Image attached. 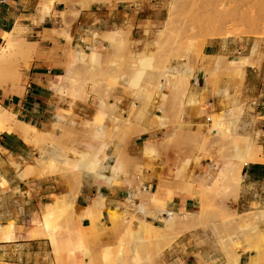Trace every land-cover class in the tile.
Returning <instances> with one entry per match:
<instances>
[{
  "label": "rangeland",
  "instance_id": "1",
  "mask_svg": "<svg viewBox=\"0 0 264 264\" xmlns=\"http://www.w3.org/2000/svg\"><path fill=\"white\" fill-rule=\"evenodd\" d=\"M53 1H40L44 14ZM60 1L70 7L91 4V9L130 4L136 18L144 20L135 26L89 30L83 47L69 44L67 25L54 31L60 39L54 44L63 57L57 65L63 71L56 77L53 122L46 130L38 128L41 132L29 141L15 134L36 150L22 176H57L66 195H52L46 200L51 202L41 204L23 223L6 222L15 225L18 235L36 227L55 240L53 246L48 238L35 239L44 242L35 264H167L165 252L189 229L217 244L224 264H239V251L243 264H264V203L240 205L241 167L264 158V128L252 126V118L243 119L240 92V64L264 72L263 3L250 0L239 7L215 6L211 0ZM233 5L243 6L237 11L241 20ZM230 10L237 17L219 24ZM212 42L224 62L203 56V46ZM28 58L29 51L16 43L1 63L0 77L17 81ZM230 65L237 66V72L229 71ZM173 66L182 75L173 73L176 81L163 76ZM141 132L151 145L142 148L145 163H131V179L145 169H158L157 180L150 186L141 179L125 180L130 192L123 206L107 209L96 223L102 208L99 196L80 211L73 202L85 176L79 168L97 169L95 181L111 168L127 174V159L117 155L113 162L108 151L114 154L118 147L133 144ZM49 153L54 156L44 165L41 157ZM16 164L15 170L20 167ZM176 189L191 190L192 209L169 208ZM24 194L30 197L29 191ZM154 212L161 213L156 221L148 218H155ZM82 217L89 219L88 227L80 226ZM0 264L20 262L3 259Z\"/></svg>",
  "mask_w": 264,
  "mask_h": 264
},
{
  "label": "crops",
  "instance_id": "2",
  "mask_svg": "<svg viewBox=\"0 0 264 264\" xmlns=\"http://www.w3.org/2000/svg\"><path fill=\"white\" fill-rule=\"evenodd\" d=\"M40 1L0 0V47L6 44L4 36L12 34L18 45L29 51L27 66L22 68L17 81L7 82L0 77V107L13 114L15 120L46 130L53 122L55 115L56 77L63 71L57 65L63 57L61 49L56 48L54 44L60 41L54 31L67 25L70 34L69 44L83 47V36L89 37V30L106 31L110 26H135L144 18H136L137 11L130 4L116 3L113 7L91 9V4L87 6L88 8L75 5L70 7L65 6L60 0L53 1L50 12L44 14ZM215 47L213 42L205 44L202 48L203 56L208 58L216 56L213 49ZM243 71L240 87L241 102L245 109L243 119L248 122L252 118V126L262 130L264 128V72L250 65H245ZM147 136L141 132L134 137L133 144L123 148L118 147L114 154L112 149L108 151L111 153L110 160L113 162L117 155L127 159L129 163L126 168L127 174L117 173L108 184L97 182L91 176L83 177L73 199L79 211L99 196L103 201L100 218L96 222L98 223L107 209H118L125 203L130 192L124 185L125 180L141 179L144 180L145 186L156 182L155 175L158 169H155L153 173L150 169H145L142 175H136L131 179V163L136 161L145 163L142 148L146 144L151 145ZM138 147L140 149H137ZM35 153L33 145L25 142L17 134L0 131L1 225H5L8 220L23 223L39 210L41 204L51 202L46 200L52 195H66V188L60 186L57 176L20 177L18 175L20 170L33 164L30 162L35 157ZM261 155L264 157V153ZM16 163L20 164L17 170L14 169ZM161 174H165V170ZM240 175V199L243 201L240 205L249 206L252 202L264 203V158L262 161L243 164ZM113 181L121 182V184H112ZM25 190L30 192V197L24 194ZM193 205L194 198L191 190L176 189L172 192L169 208L190 210ZM158 214L161 216V213L154 212L155 218L147 217L156 221ZM79 224L81 227H88L89 219L82 217ZM198 231L189 229L177 237L164 254L167 264H224L225 258L219 246L203 235H197ZM43 243L35 239L23 238L21 235L12 241L1 240L0 260L13 259L20 264L38 263ZM242 254L238 252L239 264H243Z\"/></svg>",
  "mask_w": 264,
  "mask_h": 264
},
{
  "label": "bare ground",
  "instance_id": "3",
  "mask_svg": "<svg viewBox=\"0 0 264 264\" xmlns=\"http://www.w3.org/2000/svg\"><path fill=\"white\" fill-rule=\"evenodd\" d=\"M202 1V0H201ZM250 0H211V4L212 5H220V6H222L223 5V3H226L225 5H227V4H230L231 3V6H232V3H234L235 4V6H239V4L240 5H243V3L245 4L246 2H248V3H250L249 2ZM259 3V4H261V3H263V5H264V0H253L252 2H255V3H257V2ZM209 2V1H208ZM200 3V2H199ZM202 3V2H201ZM242 3V4H241ZM248 3H246L244 6H248ZM257 3V4H258ZM254 4V3H253ZM257 4H255L254 6L256 7L257 6ZM258 4V5H259ZM206 7H207V5L206 4H204ZM202 6V5H201ZM209 6V5H208ZM210 7V6H209ZM240 7V6H239ZM239 7H235V8H238V9H236L235 10V8H234V5H233V8H234V11H236V14L238 15V17H240L241 16V14L239 15L238 13H237V11L238 12H241V9L243 8V6L241 7V9L239 8ZM259 7V6H258ZM257 7V8H258ZM263 7V6H262ZM215 8V7H214ZM261 8V7H260ZM50 9H51V7L48 9V11L50 12ZM240 9V10H239ZM264 9V8H263ZM233 10V9H232ZM232 10H230V12L232 11ZM207 11H208V9H207ZM206 11V12H207ZM212 11V10H211ZM264 11V10H263ZM224 12V11H223ZM228 13L227 12V14H229V15H227L226 13V17H225V14H224V17H223V19H220V18H218V19H220V21H219V24L220 23H222V21L221 20H223V21H226V23H227V21H228V19H226V18H230L231 20L233 19L234 20V15H235V13L233 12V14H232V12L231 13ZM245 13V12H244ZM242 15H244V14H242ZM219 16V15H218ZM217 16V17H218ZM231 16V17H230ZM220 17V16H219ZM237 16L235 15V18H236ZM242 18H243V16H241ZM240 17V20L242 19ZM244 17H246L245 15H244ZM209 18V17H208ZM231 20H229L230 22H231ZM237 20V19H236ZM245 20V19H244ZM218 21V20H217ZM216 21V22H217ZM233 22V21H232ZM242 22V21H241ZM246 22V21H245ZM224 23V22H223ZM222 23V24H223ZM226 23H224V24H226ZM235 23H236V21H235ZM212 24V23H211ZM223 24V25H224ZM231 24V23H230ZM215 26V25H214ZM238 26V25H237ZM224 27V26H223ZM220 28V27H219ZM222 28V27H221ZM228 31H230V30H228ZM216 33V32H215ZM223 33V32H222ZM227 33V32H226ZM225 34V33H224ZM230 35H231V33H229ZM229 35V36H230ZM233 35V34H232ZM228 37V36H227ZM4 38H5V41H6V44H5V46H2V47H0V66H1V63H2V61L4 60V58L12 51V49L14 48V46L16 45V41H15V39H14V36L12 35V34H8V35H5L4 36ZM223 57V56H222ZM222 57H219V56H216L215 58H211L213 61H218V62H220V60L222 61V62H224V59L222 58ZM232 61V60H231ZM234 62V61H233ZM233 62H231V64L233 63ZM213 64H215L214 62H212ZM227 63H229V62H227ZM246 63V62H245ZM245 63H242V64H240V66H242V65H244L245 66ZM230 64V63H229ZM228 64V65H229ZM247 65V64H246ZM225 66H226V63H225ZM234 66V65H233ZM233 66H231L230 65V70L229 71H231V68H233ZM227 67V66H226ZM229 67V66H228ZM227 67V68H228ZM234 67H236V69H237V66H234ZM243 67V66H242ZM226 68V69H227ZM244 68V67H243ZM234 70H236L235 68H233ZM232 69V70H233ZM184 70V69H183ZM228 70V69H227ZM226 70V71H227ZM238 70V69H237ZM237 70H236V72H237ZM239 72V71H238ZM173 73H175V74H179V75H181V73H179L178 72V70H177V66H173V67H169L168 68V72H166V74H164L163 76H165V77H171V79H173L172 78V76L174 75ZM187 73V72H186ZM212 73V72H211ZM173 74V75H172ZM178 75V76H179ZM182 76V75H181ZM180 76V77H181ZM185 76V75H184ZM179 77V78H180ZM187 78V77H186ZM176 79V76H175V78L173 79L174 81H176L175 80ZM178 80V79H177ZM181 80V79H180ZM179 80V81H180ZM182 81H183V79H182ZM184 82H186V80L184 79ZM179 83H181V82H179ZM187 83V82H186ZM186 86H187V84H186ZM59 88L60 87H58V91H59ZM56 90H57V88H56ZM61 90V89H60ZM59 94V93H58ZM38 128H36V127H33V126H29V125H27V124H24V123H22V122H20V121H17V120H15V118H14V116L12 115V114H10L9 112H7V111H5L4 109H2V108H0V131H6V132H12V133H19V134H22L24 137H25V141H29V139L31 140V138L32 137H35L36 135H38V133H40V132H38V130H37ZM44 133V132H43ZM44 136V135H43ZM37 137V136H36ZM42 137V136H41ZM36 140V139H35ZM31 142V141H30ZM30 142H28V143H30ZM32 143V142H31ZM41 154V153H40ZM50 154V153H49ZM54 156V155H53ZM52 153L50 154V155H45V156H42L41 157V160H42V163L44 162V165H45V162H47L49 159H51L52 157ZM40 160V159H39ZM41 160H40V162H41ZM52 160V159H51ZM41 163V164H42ZM17 166L19 165V164H16ZM49 165V164H48ZM40 169V168H39ZM79 170H80V172H81V175L83 174V175H85V176H91L92 177V175L93 174H97L98 173V171H97V169H93L92 167H87V166H85V167H80L79 168ZM22 172H23V170H21L20 172H19V176L20 177H22ZM118 172L116 171V169H114V168H111L110 169V173L109 174H105L103 171L99 174V177L96 179V181L97 182H107V180H109V179H112L114 176H116V174H117ZM82 175V176H83ZM118 176V175H117ZM88 178V177H87ZM237 178L239 179V176L237 175ZM21 179V178H20ZM84 179H86V178H84ZM113 180V179H112ZM237 180V179H236ZM86 181V180H85ZM239 181V180H238ZM87 182H88V180H87ZM97 184H99V183H97ZM113 184V183H112ZM94 185V184H93ZM153 197V196H152ZM102 201H103V199H102ZM137 222V221H136ZM16 227H15V225L14 224H12V223H7V224H5V225H1L0 224V241L2 240V241H9V240H13V239H15V238H17L19 235H18V233L16 232ZM19 231V230H18ZM23 238H26V239H36V238H40V239H42L41 237H45V238H48L49 240H50V242H51V244L53 245V246H55V240L53 239V238H51V236L50 235H48L47 233H43V232H41V229H38V228H30V229H28V230H25L22 234H20ZM121 261V260H120ZM117 264H121V262H118Z\"/></svg>",
  "mask_w": 264,
  "mask_h": 264
},
{
  "label": "built area",
  "instance_id": "4",
  "mask_svg": "<svg viewBox=\"0 0 264 264\" xmlns=\"http://www.w3.org/2000/svg\"><path fill=\"white\" fill-rule=\"evenodd\" d=\"M205 120H206V121H209V118H208V117H205Z\"/></svg>",
  "mask_w": 264,
  "mask_h": 264
}]
</instances>
